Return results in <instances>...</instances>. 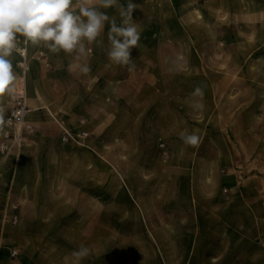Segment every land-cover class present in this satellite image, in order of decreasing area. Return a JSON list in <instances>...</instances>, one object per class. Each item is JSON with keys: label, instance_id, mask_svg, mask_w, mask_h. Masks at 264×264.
<instances>
[{"label": "crops", "instance_id": "obj_1", "mask_svg": "<svg viewBox=\"0 0 264 264\" xmlns=\"http://www.w3.org/2000/svg\"><path fill=\"white\" fill-rule=\"evenodd\" d=\"M120 3L125 6V0ZM195 9L219 16L212 23L213 28L219 30L221 51L218 56L221 61H242L243 56L236 48L242 36L250 38V52L244 61L248 59L252 67L249 112L255 111L252 116L257 120L259 100L264 97V69L261 68L264 67V0H201L198 8L195 0H185V5L171 6L170 13L187 15L186 43L192 56L195 46L193 33L192 37L189 35L193 25L189 24L193 19L188 16L193 15ZM101 10L120 23L117 8L115 11ZM201 28L200 47L203 50L206 22ZM107 32L106 26L98 41L88 45L91 49L86 57L91 68L88 74L79 72L78 65L84 59L77 61L74 54L63 51L54 54L42 45L28 46L24 79L29 110L25 121L33 128L23 132V141L18 148L5 158L0 157V206L16 204L19 214L17 225L0 220V264H63L58 256L53 257L64 254L61 249L63 238L80 236L66 230L63 224L97 220V213L92 217L91 211L92 201L97 199L98 145L105 141L103 133H107L108 127L124 113L126 126L137 124L141 120V113H137L143 104L141 95L154 92L152 88L136 84L137 78L150 76L140 68L144 55L140 56L139 46L146 45L147 41L142 40L131 50L135 67L128 71L127 66L115 65L108 60ZM155 42L158 41L153 40L154 45L158 44ZM207 56L203 50L202 61ZM13 66L17 75L16 54H13ZM231 73L223 72V76ZM219 92L241 94L243 91L222 86ZM11 105L12 96L0 98L4 115ZM65 130L78 137L63 140ZM1 134L2 126L0 140ZM207 153L209 155L203 150L192 151L189 171L180 175L177 155L172 152L166 161L161 160L159 154L153 164L138 166V175L151 174V179L160 183L154 198V217L168 231L152 237L160 251L161 262L264 264V217L257 213L252 199L233 194L241 189L239 182L220 186L213 182L212 187L206 183L211 174L213 178L230 180L234 171L228 150ZM105 162H101V168L106 169L109 165L112 174L114 166L108 160ZM201 165L207 166L205 172L208 173L199 178L196 170ZM127 172L125 169L127 199L129 195L133 198L139 218L145 222L143 203L139 197L135 200L137 194ZM144 177L147 181L148 176ZM144 177L139 176V181ZM186 181L188 189L180 190L179 182ZM81 207L85 210L83 219L78 217L82 213ZM10 249L18 251L16 258L10 257ZM65 250L73 252L66 247Z\"/></svg>", "mask_w": 264, "mask_h": 264}, {"label": "rangeland", "instance_id": "obj_2", "mask_svg": "<svg viewBox=\"0 0 264 264\" xmlns=\"http://www.w3.org/2000/svg\"><path fill=\"white\" fill-rule=\"evenodd\" d=\"M128 3L129 0H125V7ZM131 3L136 5L132 19L140 30L139 43L147 41L146 45L139 46L140 56L144 55L140 68L146 75L150 73V76L137 78L136 84L152 88L154 92L141 95L143 104L137 111L141 113V120L137 124L126 126L124 113L108 127L107 133H103L105 141L98 145L97 199L92 201L91 211L92 217L97 213V220L63 224L66 230L80 236L63 238L61 249L66 252V247L75 251L83 245L89 247L91 253L82 260L73 257L72 252L53 255L58 256L63 264H164L153 239L154 234L168 231L154 217V198L160 183L153 181L151 174H137L139 165L153 164L159 154L163 161L168 159L170 152L176 154L180 175L189 171L192 151L203 150L209 155L207 152L211 150H228L232 155L234 171L231 175L234 178L223 181L211 174L208 175L210 181L206 180V183L212 187L213 182L218 185L239 182L241 189L233 194L252 199L253 207L264 217V97L259 100L258 118L255 120L252 116H255V111L249 112L248 88L253 82L250 75L252 67L248 59L244 61L250 52V38L242 36L236 48V52L243 56L242 61H221L218 56L221 51L219 30L213 28L212 23L219 16L195 9L194 14L188 16V19H193L189 24L193 25L189 35L192 37L193 33L195 46L192 56L186 43L187 15L170 13L171 6L185 5V0H131ZM198 6H201V0H195V7ZM110 10L115 11L116 8ZM203 22L208 27L203 48L208 56L204 61L200 47ZM153 40L158 44L154 45ZM18 60L17 55L16 87L21 79ZM228 71L232 72L231 75L224 77L223 72ZM197 86L203 89L202 97L191 95ZM222 86L236 87L243 92L223 94L219 92ZM195 101L203 103L204 108L194 110L191 105ZM182 131L196 132L201 138L199 146H185L179 138ZM105 160L114 166L112 174L109 165L106 169L101 168V162L106 163ZM125 169L137 194L135 200L139 197L143 203L145 222L139 218L133 198L129 195L127 199ZM206 169V165L199 166L197 177L206 175ZM144 175L148 176L147 181ZM139 176L144 180L140 182ZM179 189L187 190L188 181L179 182ZM80 209L82 213L78 217L83 219L85 210L83 207Z\"/></svg>", "mask_w": 264, "mask_h": 264}, {"label": "clouds", "instance_id": "obj_3", "mask_svg": "<svg viewBox=\"0 0 264 264\" xmlns=\"http://www.w3.org/2000/svg\"><path fill=\"white\" fill-rule=\"evenodd\" d=\"M117 8L120 23L101 9ZM136 5L125 7L119 0H0V98L16 94L17 75L14 72L13 54L27 56L28 46H44L51 53L63 51L74 54L83 63L79 72L91 71L86 57L91 51L88 45L98 41L108 27L107 58L119 66L135 67L131 50L139 46L141 39L138 25L132 19ZM192 96H203L197 86ZM194 110H202L203 103L195 101ZM4 108L0 107V126L4 124ZM185 146L198 147L201 138L196 132L182 131L179 137ZM91 249L80 246L71 255L77 260L87 258Z\"/></svg>", "mask_w": 264, "mask_h": 264}, {"label": "built area", "instance_id": "obj_4", "mask_svg": "<svg viewBox=\"0 0 264 264\" xmlns=\"http://www.w3.org/2000/svg\"><path fill=\"white\" fill-rule=\"evenodd\" d=\"M27 56L19 57L18 66L21 69V79L16 87V94L12 96V105L4 115V124L0 140V157L5 158L9 153L18 148L23 141V132L30 131L33 127L26 123L25 117L28 112L26 103L25 72L27 69ZM83 134V133H82ZM78 135H70L66 130L62 136L63 140L75 139ZM18 206L16 204H3L0 206V220L3 223L17 225L19 223ZM11 258H16L18 251L10 249Z\"/></svg>", "mask_w": 264, "mask_h": 264}]
</instances>
